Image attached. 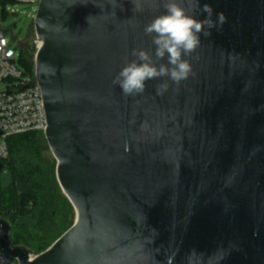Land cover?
I'll return each instance as SVG.
<instances>
[{"label":"water","instance_id":"obj_1","mask_svg":"<svg viewBox=\"0 0 264 264\" xmlns=\"http://www.w3.org/2000/svg\"><path fill=\"white\" fill-rule=\"evenodd\" d=\"M163 2L39 1L32 85L75 219L30 258L0 218V264H264V0H178L226 23L184 57L186 80L125 96L113 81L154 52Z\"/></svg>","mask_w":264,"mask_h":264},{"label":"trees","instance_id":"obj_2","mask_svg":"<svg viewBox=\"0 0 264 264\" xmlns=\"http://www.w3.org/2000/svg\"><path fill=\"white\" fill-rule=\"evenodd\" d=\"M14 4L15 0H0V21L10 16L6 9ZM17 62L26 75L34 76V68L27 63L21 47ZM36 134L9 140L10 153L3 165L11 173L13 184L10 194L0 188V217L11 225V245L38 255L71 227L75 215L58 185L55 162L46 158L47 149L33 136Z\"/></svg>","mask_w":264,"mask_h":264},{"label":"clouds","instance_id":"obj_3","mask_svg":"<svg viewBox=\"0 0 264 264\" xmlns=\"http://www.w3.org/2000/svg\"><path fill=\"white\" fill-rule=\"evenodd\" d=\"M163 8L162 14L144 26L145 34L152 38L154 52L133 49L132 55L136 59L123 67L113 81L115 85H119L125 96L144 93L146 81L149 80L167 78L176 84L186 80L192 67L184 57L200 46L201 34L207 37L211 34L207 30L226 23L223 12L216 14L215 21L212 19L213 9L208 4L202 9L206 13L203 20L194 18L192 10L183 7L178 0H164ZM165 58L167 63H161ZM167 80L156 85L158 95L167 90Z\"/></svg>","mask_w":264,"mask_h":264},{"label":"built area","instance_id":"obj_4","mask_svg":"<svg viewBox=\"0 0 264 264\" xmlns=\"http://www.w3.org/2000/svg\"><path fill=\"white\" fill-rule=\"evenodd\" d=\"M40 0H15L18 4L31 6L28 16L35 17ZM7 14L16 15V11L7 7ZM0 21V84L18 83L19 86L8 88L0 92V163L9 157V140L12 137L27 133H42L47 129L46 114L42 92L37 84H33L34 76L27 79L23 68L17 62L16 53L10 47L6 33ZM32 52L34 57L41 47V42L32 38ZM35 254H30L34 258ZM11 264H20L13 261Z\"/></svg>","mask_w":264,"mask_h":264},{"label":"rangeland","instance_id":"obj_5","mask_svg":"<svg viewBox=\"0 0 264 264\" xmlns=\"http://www.w3.org/2000/svg\"><path fill=\"white\" fill-rule=\"evenodd\" d=\"M9 7L10 9L15 10L17 14L10 15L7 18L3 19L2 21L3 30L8 31L6 33V37L9 40L10 47L13 48L16 53L17 61H19L20 59V47H21L24 50L27 63H29L30 67L34 68V54L31 48L33 42L32 37H35L34 25H33L34 17L28 16V11L31 10V6L27 4H18L17 6L10 5ZM29 78L31 77L27 75L28 80ZM15 86H19V84L15 82L10 84L1 83L0 92H4L6 89L14 88ZM41 135L43 136V138L41 137ZM33 136L35 137L37 136V141L39 142V144L43 148L47 149V151H45L46 158L52 162H55L56 165V160L48 147L44 134L38 133ZM55 174H56V166H55ZM12 184H13L12 175L8 171V169L4 167V169L0 172V188L2 189V192L3 193L7 192V194H10L12 192L11 191Z\"/></svg>","mask_w":264,"mask_h":264}]
</instances>
